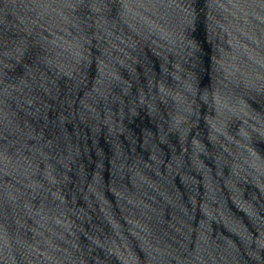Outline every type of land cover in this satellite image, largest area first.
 I'll return each mask as SVG.
<instances>
[{"label":"water","instance_id":"obj_1","mask_svg":"<svg viewBox=\"0 0 264 264\" xmlns=\"http://www.w3.org/2000/svg\"><path fill=\"white\" fill-rule=\"evenodd\" d=\"M0 264H264V0H0Z\"/></svg>","mask_w":264,"mask_h":264}]
</instances>
